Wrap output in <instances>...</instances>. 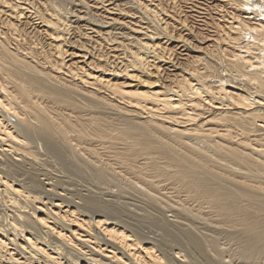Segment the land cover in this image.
Returning <instances> with one entry per match:
<instances>
[{
  "label": "bare ground",
  "instance_id": "1",
  "mask_svg": "<svg viewBox=\"0 0 264 264\" xmlns=\"http://www.w3.org/2000/svg\"><path fill=\"white\" fill-rule=\"evenodd\" d=\"M0 264H264V0H0Z\"/></svg>",
  "mask_w": 264,
  "mask_h": 264
},
{
  "label": "rangeland",
  "instance_id": "2",
  "mask_svg": "<svg viewBox=\"0 0 264 264\" xmlns=\"http://www.w3.org/2000/svg\"><path fill=\"white\" fill-rule=\"evenodd\" d=\"M190 4H186V6H189ZM188 9V7H186ZM196 14V13H195Z\"/></svg>",
  "mask_w": 264,
  "mask_h": 264
}]
</instances>
